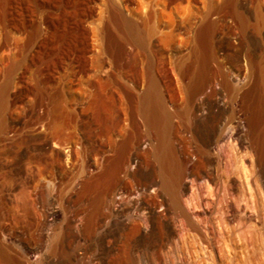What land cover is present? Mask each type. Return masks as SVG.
<instances>
[{"label": "rangeland", "instance_id": "374dc122", "mask_svg": "<svg viewBox=\"0 0 264 264\" xmlns=\"http://www.w3.org/2000/svg\"><path fill=\"white\" fill-rule=\"evenodd\" d=\"M208 1L218 4L221 0ZM237 1L252 31L256 19L250 0ZM88 2L0 0V87L8 88L0 109V239L4 246L12 252V231L19 227L28 242L20 246L23 263L39 264L42 249L32 247V236L43 220L39 195L43 193L51 204L44 228L49 237L53 228L65 224L61 211L68 205L70 193L80 191L81 183L98 175L108 160H119L113 182L96 186L82 201L71 203L88 209L91 215V224L86 226L93 235L81 241L87 251H79V258L104 257L108 264H264V41L252 48L243 38L240 22L227 15L211 44L216 61L200 73L201 52L196 50L193 35L198 20L193 11L183 18L176 15L172 34L167 0H137L142 11L135 20L147 37L159 91L172 116L170 139L189 173L199 161V151L186 127L193 125L194 116L205 128L217 126L209 148L212 162L204 176L187 178L182 198L192 218L212 232L214 246L206 249L207 244L198 243L184 218L172 214L174 233L159 251L131 249L124 232L108 236L105 250L100 249L99 240L111 227L112 219L107 216L128 205L136 204L124 219L136 221L144 233L150 231L153 221L149 210L136 208L146 195L158 198L160 175L152 149L157 144V128L148 122L139 101L130 100L125 92L139 97L145 91L147 59L128 45L127 66L118 78L107 76L111 68L98 57V51L90 63L79 26ZM43 4L57 6L58 13L69 16L67 21L65 17L57 20L49 34L39 23L46 15ZM106 5L105 0L102 10ZM19 27L24 30L20 32ZM113 31L125 39L120 28L113 26ZM35 39L41 41L38 49L33 46ZM80 66H88L99 78L82 76L73 82L70 74ZM183 72L199 74L187 77ZM20 91L24 95L15 99L14 94ZM56 97H60L59 102L52 103ZM46 117L65 130L63 149L54 148L45 132ZM245 174L251 177L248 204L243 196L248 190ZM195 195L200 197L201 207L194 206ZM161 202L154 209L164 214L168 203ZM213 202L214 213L209 209ZM246 217L252 220L248 222ZM221 223L225 236L219 230ZM230 235L238 245L229 241Z\"/></svg>", "mask_w": 264, "mask_h": 264}, {"label": "bare ground", "instance_id": "6f19581e", "mask_svg": "<svg viewBox=\"0 0 264 264\" xmlns=\"http://www.w3.org/2000/svg\"><path fill=\"white\" fill-rule=\"evenodd\" d=\"M101 1L105 2V0H89L88 6L80 17L79 26L83 30L84 50L87 56H89L90 63L95 61V53L98 51V57L104 58L111 68V71L107 73V76L111 78L120 77L121 70L127 66L128 45L139 49L141 54L146 57V77L148 79V85L145 91L139 97L128 90H125V92L130 100L139 101L141 110L145 114L148 122L157 128V144L152 145V149L153 155L159 165L160 193L158 198L148 197L147 195L144 196L142 203L136 208V210H149L151 214L153 224L148 233H144L141 225L136 221L128 219L129 221L127 222V219H124L136 204L128 205L118 210L116 213L107 216L108 219H112L111 227H108L102 234L99 240L100 249L102 251L105 250L104 241L108 236L118 237L124 232L131 249L136 251H159L174 233L171 220L172 214L184 218L187 230L195 234V239L198 243L207 244V247L205 246L206 249L212 248L214 246V239L210 236L212 232L209 230L205 231L201 224L192 218L190 215L191 213L184 207L182 198L187 178H189V176H204L207 168H209L212 162L209 148L216 137L217 126L205 128V125L203 126L201 123L202 120L194 116L193 125L186 127L187 132L193 135L192 140H194L193 142H195L197 150L199 151V161L194 164V168L189 173L185 170L186 168L183 166V162L178 159L177 149L170 139L169 133L172 126V116L166 109L165 102L159 91L155 64L152 53L148 47L147 37L142 32L139 23L135 20L141 13L142 7L137 4V0H106V8L102 10L103 2L101 3ZM263 3V0H250L251 14L256 19V26L251 31L247 27L245 18L239 11L237 0H221L218 4H213L208 0H167L169 28L173 30L172 34H174L175 29L173 27H176V15H182L183 18L193 11L195 19L198 20V26L193 25L197 27H195L196 29H192V25H190V28L191 31L195 29V34L193 35L195 37L196 50L201 52L199 61L202 64V69L200 73L201 71L205 72L209 70L211 63L216 61V56L212 51L211 44L217 31H222L221 26L223 25L221 24V19L224 18L222 20H227V15L234 16L238 22H240L243 38L249 41L252 48L257 47L259 42L264 41ZM43 5L44 6L41 8H45L44 11H46V15L39 20V23L41 26L45 27V32L47 34L52 32L53 26H56L57 20L64 17L65 21L69 20V16L66 15L67 13H58L59 8H57V6ZM202 6H204V10L200 9ZM193 9H196V11ZM126 12H128V14H126ZM97 16H100V18L98 19ZM193 24H197L196 21ZM113 26L120 28L124 32L125 39H120L115 35ZM223 29L225 28L223 27ZM23 30V27H19L20 32ZM225 30H223V33ZM226 33L229 34V32ZM40 45L41 41L35 39L33 42L34 49H38ZM198 74L199 72L182 73L183 76L187 77L197 76ZM262 74L263 78L264 70ZM70 76L74 79L72 80L73 82L82 76L99 78V74L90 73L88 66H80L79 70L70 74ZM7 95L8 88L6 86L0 87V109ZM23 95L24 92L20 91L14 94V98L18 99ZM59 99L60 97L54 98L52 103L59 102ZM226 111V107L223 108L222 116L225 115ZM44 128L45 132L51 137L54 148L63 149L66 146V134L61 126L54 125L50 118H47ZM181 142L183 145H187L186 141L182 140ZM118 170L119 160L114 163L108 160L98 175L88 177L81 183V190L75 193L76 198L73 193H70L66 199L68 205L64 206L61 211L65 217V224L60 228L59 226L53 228L52 234L49 237L44 233V228L47 226V218L49 216L48 210H51V204L47 201L43 193L39 195V213L42 216L41 220H43L37 228L35 236H32L34 238L32 247L42 249V260L39 264H91L95 261H99L100 264H108L107 259L104 257H93L90 258L89 261H87L85 257H78L79 251H87V248L84 247L81 241L89 240L93 235L91 228H87L86 226V224H91V215L88 209L71 206V203L74 201H82L96 186L109 185L114 181ZM144 176L147 178V175ZM250 178L248 174L245 176L248 190H243L244 201L247 202V204L248 198L246 193L248 194L252 191ZM143 187L147 189L148 183L146 181ZM160 200L162 201V205H164V201L168 203V206L165 207L164 214H159L156 212V208L154 209V206L157 205ZM195 200H197V203L194 204V206L201 207L199 201L200 197L195 195L192 201L194 202ZM209 209L214 213L216 204L213 202V204L209 206ZM253 210L256 211L258 209L256 207L253 208ZM245 219L249 222L251 218L246 217ZM209 222L210 219L208 223ZM81 226H85L86 228H82ZM18 228L19 227L14 226L12 231V239L15 242V247L12 248V252L4 246L0 239V264H24L23 259L25 256L20 246H26L28 242L26 243L23 234ZM219 230L223 236L226 235V229L223 223L219 225ZM228 231V233L233 234V231ZM227 238L233 244L238 245V240L236 241V238L234 240V235H230ZM45 248H47L46 252L43 251Z\"/></svg>", "mask_w": 264, "mask_h": 264}]
</instances>
